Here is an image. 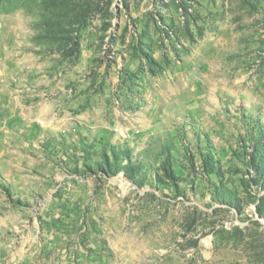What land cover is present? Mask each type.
Instances as JSON below:
<instances>
[{"label": "rangeland", "instance_id": "obj_1", "mask_svg": "<svg viewBox=\"0 0 264 264\" xmlns=\"http://www.w3.org/2000/svg\"><path fill=\"white\" fill-rule=\"evenodd\" d=\"M0 264H264V0H0Z\"/></svg>", "mask_w": 264, "mask_h": 264}]
</instances>
